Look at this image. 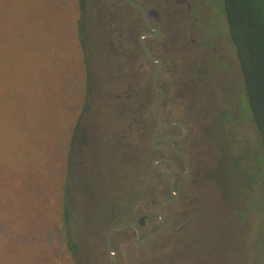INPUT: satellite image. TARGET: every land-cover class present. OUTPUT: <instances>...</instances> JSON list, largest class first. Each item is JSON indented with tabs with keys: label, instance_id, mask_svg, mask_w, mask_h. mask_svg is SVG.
Returning <instances> with one entry per match:
<instances>
[{
	"label": "rangeland",
	"instance_id": "374dc122",
	"mask_svg": "<svg viewBox=\"0 0 264 264\" xmlns=\"http://www.w3.org/2000/svg\"><path fill=\"white\" fill-rule=\"evenodd\" d=\"M99 2L89 0L90 23L84 26L86 17L78 11L77 0H0V264H106L108 253L102 256L94 250L97 217L107 214L106 203L117 192H122L123 201L131 199L138 174L145 169L146 162L135 159L141 158L148 138L140 142L133 160H124L122 169L117 168L120 185L116 188L109 182L117 173L109 153L91 155L92 145L83 138L87 134L91 140L96 138V119L98 124L112 118L109 93L114 96L119 90L114 80L121 71L130 78L145 74L149 78L154 68L145 61L139 67L142 56L136 48L133 15H124L115 5L113 15L107 16L110 27L106 29L99 17V11L106 8ZM219 18L218 64L211 61V52L187 43L177 28L169 30L175 35L170 54L177 61L170 75L179 76L184 61L197 59L202 64L200 90L206 89L203 94L198 89V95L188 91L189 97L203 106L211 92L208 98L213 104L227 93L234 104L236 123L225 126L218 121V107L188 110L198 128L195 131L202 136V157L209 169L217 168L215 174L211 171V180L202 184L211 200L225 203L200 216L204 237L194 252L203 261L215 259L214 264H264L260 175L264 154L253 122L248 115L242 118V111L246 113L242 79L224 15L220 13ZM177 22V27L183 26L182 14ZM122 27L129 29L126 36ZM130 55L137 57L136 62H122V57ZM205 60L211 61L208 70L207 63H202ZM88 77L93 82L95 77L97 81L102 78L92 99L86 93ZM146 85L131 83L134 100L142 98ZM86 103L92 106L89 111ZM75 125L77 136L71 146ZM217 184L224 186L225 193L218 186L215 189ZM66 229L80 245L76 257L66 247ZM126 263L140 264L135 259Z\"/></svg>",
	"mask_w": 264,
	"mask_h": 264
},
{
	"label": "flooded vegetation",
	"instance_id": "af4514ba",
	"mask_svg": "<svg viewBox=\"0 0 264 264\" xmlns=\"http://www.w3.org/2000/svg\"><path fill=\"white\" fill-rule=\"evenodd\" d=\"M104 1L100 0L99 6L106 9L107 5L110 7L109 11L106 9L99 11V17L105 21V28L110 27L107 16L113 15L115 5L123 9L124 15L131 13L134 25L132 29L136 32V48L140 50L142 56V60L139 59V67L143 66L141 61H145L153 64L154 68L149 78V74L130 78L126 76V71H121V76L114 80L119 90L117 89L114 96L109 93L114 108L112 118L98 124L97 119L95 120V139L91 140L89 134L83 137L92 145L89 150L91 155L97 151L109 153L116 172L117 168L122 169L124 160H133V153L141 148L140 142L148 138V142L142 146L141 158L135 159L138 163L142 159L146 164L145 169L138 174V182L132 190L131 199L123 201L119 197L122 196V192H117L115 197L106 203L104 212L107 214L97 217L96 222L99 225L95 228L94 250L102 256L103 252L108 253L110 259L106 264H109L113 258V253L107 247L109 231L132 225L111 233L110 247L116 252L114 264H127L126 262L132 259L139 261L140 264H214L215 259L206 258V261H203L197 258V253L194 252L204 237L199 229L200 216L213 208L223 207L225 203L219 204L216 198L211 200L207 187L202 184L204 180H211L210 175L214 171L217 172V168L209 169V163L202 157L203 154L200 152L203 145L202 136L195 131L198 128L188 110L213 105L214 108L218 107L216 111L219 121L222 111L224 115L232 117L234 104L232 95L227 93H224L219 103L213 104L208 98L213 96L211 92L201 104L203 106L189 97L188 91L198 95V89L200 90L204 83V77L200 76L203 72L200 73L198 70L201 63L197 59L188 63L184 61L185 66L179 71V76L170 75L176 68L177 61L170 54L175 35H170L169 30L177 28L187 43L200 48L203 52H211V61L220 63L216 45L222 41V24L216 8L217 0H111L109 4ZM133 4L140 6L142 10ZM89 5L87 0L85 13L78 9L82 17H86L84 26L90 23ZM159 9H167V12L161 13ZM181 14L185 22L183 26L177 27L179 25L177 18ZM78 26L80 28L81 24ZM128 30L122 27L121 33L126 36ZM142 34H146L141 38L142 43L151 58L157 59L156 61H151L145 56L139 39ZM106 40L108 42L109 38L106 37ZM125 58L122 57L124 63L131 59V62L137 60L134 55ZM111 60L114 62L113 58ZM203 62L207 63L208 70L211 66L209 60ZM157 67L159 69L153 85V75ZM188 69L190 75H187ZM95 78V83L91 77L89 81L87 79V98L89 96L92 99L98 94L96 87L102 84V78L100 77L98 81ZM147 82L146 88L142 86V98L134 100L130 94L131 83L144 85ZM204 89L206 88L202 87L200 90L202 94ZM91 108L92 106L86 103V111ZM147 109L148 115L145 113ZM98 115L100 116V113ZM80 122L81 120L76 125ZM91 122L89 119L88 126L85 127L88 133ZM76 125L71 134V146L77 136ZM80 137L81 135L78 140ZM152 140L157 141L151 143ZM72 153L71 148L70 156ZM117 174L118 172L116 178L109 180L116 188L120 185ZM217 186L225 193L224 186L217 184L216 190ZM221 200L223 202L222 195ZM189 228H192L191 232H188ZM123 255L126 257L123 258Z\"/></svg>",
	"mask_w": 264,
	"mask_h": 264
},
{
	"label": "trees",
	"instance_id": "16d2710c",
	"mask_svg": "<svg viewBox=\"0 0 264 264\" xmlns=\"http://www.w3.org/2000/svg\"><path fill=\"white\" fill-rule=\"evenodd\" d=\"M77 2L80 12H87V0ZM216 8L218 14L224 15L242 79L243 108L246 112L243 115L242 111V118L248 115L253 122L264 154V0H217ZM223 113L220 123L224 126L236 123L233 115L230 117ZM261 158L264 159V155ZM261 168L264 190V161ZM66 232V247L71 256L76 257L80 255V245L70 238L69 230L66 229Z\"/></svg>",
	"mask_w": 264,
	"mask_h": 264
},
{
	"label": "water",
	"instance_id": "95a60500",
	"mask_svg": "<svg viewBox=\"0 0 264 264\" xmlns=\"http://www.w3.org/2000/svg\"><path fill=\"white\" fill-rule=\"evenodd\" d=\"M130 4H132V3H130ZM133 5L138 6V5H136V4H133ZM138 7L142 10V8H141L140 6H138ZM145 35H146V34H142V35L139 37L140 42H141L142 47H143V50H144V53H145V56L147 57V59H149V60H151V61H156L157 59H153V58H151V56H150L149 53L147 52L146 47L144 46V44H143L142 41H141V38H142L143 36H145ZM158 69H159V67L156 68V70H155V72H154V75H153V85L155 84V79H156V75H157V71H158ZM152 111H153V114H154V116H155V113H154V107H153V110H152ZM155 119H156V121H157V124L160 126V123L158 122V120H157L156 117H155ZM161 128H162V127H161ZM155 141H157V140H152L151 143H155ZM170 184H172V181L170 182ZM127 226H132V225H125V226H121V227L113 228V229H111V230L109 231V233H108V244H107V247H108V250H109L111 253H113V258H112V260H111V262H110L109 264H114L115 259H116V252H115V250H112L111 247H110V236H111V233H112L113 231H116V230H119V229L125 228V227H127Z\"/></svg>",
	"mask_w": 264,
	"mask_h": 264
}]
</instances>
